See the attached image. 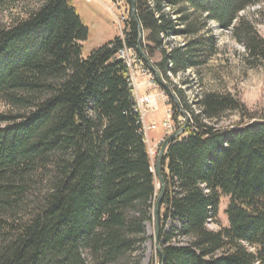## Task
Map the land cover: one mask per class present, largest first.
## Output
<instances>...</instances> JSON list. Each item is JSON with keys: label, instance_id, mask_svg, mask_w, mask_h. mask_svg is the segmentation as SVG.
I'll use <instances>...</instances> for the list:
<instances>
[{"label": "trees", "instance_id": "16d2710c", "mask_svg": "<svg viewBox=\"0 0 264 264\" xmlns=\"http://www.w3.org/2000/svg\"><path fill=\"white\" fill-rule=\"evenodd\" d=\"M113 1L129 7L122 36L83 56L70 0H0L26 7L0 23V264H143L160 187L120 50L161 87L138 45L162 80L178 78L217 55L213 21L264 67V40L240 18L259 0ZM174 90L172 121L191 123L162 158L157 264H264V116ZM227 113L239 121L219 127ZM223 200L227 226L213 231Z\"/></svg>", "mask_w": 264, "mask_h": 264}, {"label": "rangeland", "instance_id": "374dc122", "mask_svg": "<svg viewBox=\"0 0 264 264\" xmlns=\"http://www.w3.org/2000/svg\"><path fill=\"white\" fill-rule=\"evenodd\" d=\"M70 2L88 29V39L82 43L83 56H87L104 43L122 36L125 20L129 18V7L124 1L115 3L113 0H70ZM24 9L26 7L22 5L0 9V23L9 24L13 18L24 14ZM240 18L246 19L264 40V0H259L257 5L241 12ZM208 27L212 35L215 36L218 52L205 66L187 71L178 78L171 76L168 81L162 80L156 71L161 79V87L156 84L154 74L141 73L138 69L141 67L136 62H132L131 69H129V75L132 77V92L136 102H138L137 99L153 98V107L147 109L142 107L141 118L148 152L154 167L160 150L158 140L172 134L176 127L184 124L188 126L191 123V114L184 111L176 122L172 121L170 103L171 101L178 103V99L175 98L174 86L182 90L188 102L195 100L196 95L203 92L229 94L245 106L248 114L264 116V67H251L244 58V48L234 40L230 31H223L213 21L208 24ZM172 41L171 45L185 43V40L180 37H176ZM160 58V54H156L154 61H159ZM148 91L149 93H147ZM191 108L195 113L198 110L196 107ZM0 112H11V109L0 102ZM239 118L237 113H227L216 124L226 128V126L236 124ZM165 124L171 129L168 130ZM225 204L226 200H223L218 225L210 223L209 229L217 231L220 227L227 226V220L223 213ZM147 229L149 238L144 245L142 263L149 264L153 258L154 264H157L156 254L158 251L154 239L153 219Z\"/></svg>", "mask_w": 264, "mask_h": 264}, {"label": "water", "instance_id": "95a60500", "mask_svg": "<svg viewBox=\"0 0 264 264\" xmlns=\"http://www.w3.org/2000/svg\"><path fill=\"white\" fill-rule=\"evenodd\" d=\"M137 51L140 53V55L144 58V60L147 62L149 67L152 69V71L156 74L158 80L160 81L159 76L157 75V72L152 68L149 60L144 56L142 53L139 45L137 47ZM187 127V124H184L178 132L171 134L170 136L167 137V139L163 142V144L160 147L159 154L156 160L155 164V177L158 181L159 187H160V193L154 203L153 206V211H152V219H153V228H154V235H155V244L157 246V251L160 252V247H159V212H160V205H161V200L165 192V184L164 180L161 174L162 170V158L164 156L165 150L171 142L181 133L185 130Z\"/></svg>", "mask_w": 264, "mask_h": 264}, {"label": "built area", "instance_id": "2783aa9c", "mask_svg": "<svg viewBox=\"0 0 264 264\" xmlns=\"http://www.w3.org/2000/svg\"><path fill=\"white\" fill-rule=\"evenodd\" d=\"M117 57L119 58V60H122L126 64L128 69H131L132 62L133 63L136 62V64H139V66L141 67V69L138 68L141 73L143 72L145 74H149V72L143 66H141V63L139 61H137L136 59H134V57L132 56V54L130 53L129 50H126V49L120 50L117 54ZM130 80H132L131 76H130ZM153 83H154V80H153ZM137 101L138 102H136V105H137V109L140 112V114L142 112V107L144 109L153 107V98L152 97L144 98L143 100L137 99ZM165 126H166V128H168L167 124H165Z\"/></svg>", "mask_w": 264, "mask_h": 264}, {"label": "bare ground", "instance_id": "6f19581e", "mask_svg": "<svg viewBox=\"0 0 264 264\" xmlns=\"http://www.w3.org/2000/svg\"><path fill=\"white\" fill-rule=\"evenodd\" d=\"M116 57H117V56H116ZM117 59H119V58L117 57ZM149 74H150V73H149ZM169 129H171V128L169 127L168 130H169ZM168 130H167V131H168ZM177 132H178V131H177ZM183 132H184V131H183ZM183 132H181V133H180V134H179V135H178L173 141H175L177 138H179V137L183 134ZM169 133H171V132H169ZM173 133H176V132H173ZM173 133H172V134H173ZM170 135H171V134H170ZM170 135H169V136H170ZM167 137H168V136H167ZM166 139H167V138H166ZM155 164H156V163H155ZM154 172H155V167H154ZM158 185H159V184H158Z\"/></svg>", "mask_w": 264, "mask_h": 264}, {"label": "crops", "instance_id": "0c3cea01", "mask_svg": "<svg viewBox=\"0 0 264 264\" xmlns=\"http://www.w3.org/2000/svg\"><path fill=\"white\" fill-rule=\"evenodd\" d=\"M146 93V92H145ZM147 93H149V91L147 92ZM165 135V134H164ZM161 141H163V139L162 138H160L159 140H158V142H160L161 143ZM159 143V144H160Z\"/></svg>", "mask_w": 264, "mask_h": 264}]
</instances>
